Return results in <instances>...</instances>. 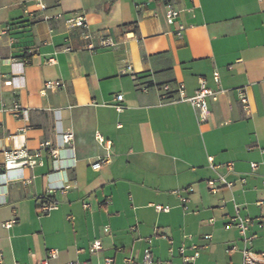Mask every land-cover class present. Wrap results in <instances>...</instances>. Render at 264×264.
I'll return each instance as SVG.
<instances>
[{
    "label": "crops",
    "instance_id": "0c3cea01",
    "mask_svg": "<svg viewBox=\"0 0 264 264\" xmlns=\"http://www.w3.org/2000/svg\"><path fill=\"white\" fill-rule=\"evenodd\" d=\"M169 5L180 11L172 24ZM76 12L87 16L92 40L67 24ZM105 38L115 47L102 49ZM202 80L215 92L207 121L178 92L193 96ZM65 133L74 135L70 145ZM97 134L112 147L99 171L92 163L107 152ZM44 142L60 149L58 158L44 151L36 168L6 161L8 152ZM263 150L264 0H0L3 264H38L50 250L58 257L49 264L140 263L146 249L184 264L182 246L188 256L199 252L193 264H242L245 244L230 225L235 205L253 221L248 248L264 253ZM219 175L233 186L212 194L208 181ZM51 189L59 207L40 216ZM96 240L102 250L94 254Z\"/></svg>",
    "mask_w": 264,
    "mask_h": 264
},
{
    "label": "built area",
    "instance_id": "2783aa9c",
    "mask_svg": "<svg viewBox=\"0 0 264 264\" xmlns=\"http://www.w3.org/2000/svg\"><path fill=\"white\" fill-rule=\"evenodd\" d=\"M180 11L175 9L172 5L168 6V12H167V20L168 23L172 24L175 22V20L179 17ZM66 22L69 26L73 28H78L83 31V37L86 41L92 40L93 36L90 32V25H89V20L87 16L83 13L76 12L72 13L69 15L65 16ZM185 28L180 25L178 31L176 32L177 36H182ZM115 42L110 39V38H105L100 41V47L102 49H110L115 47ZM89 49L95 50V47L92 43L88 45ZM128 71H131L132 68L128 67ZM214 80L217 84H220V75L216 71L214 73ZM60 86V83H48L47 84V89H50L52 87H58ZM164 91L169 92L170 87L168 85L164 86ZM179 94L180 97L183 101H186L190 103L193 107H196L199 109L202 118L204 121L208 120L209 117V109H208V103L207 99L209 97H214L215 92L212 91L210 88H208L205 84V81H201V85L199 89L195 92L193 96H187L185 94V91L183 88L179 89ZM239 97L241 103L244 105L246 110H250V103H249V98L247 95V92L245 89H239ZM124 97L123 95H119L117 97V101H123ZM3 107L7 109L6 104H3ZM116 109L120 112L123 110V107L121 105H116ZM13 112L15 114H20L21 113V107L18 104H15L13 109ZM74 140V135L72 133H65L62 136V141L65 145H70L71 142ZM96 140L98 143L101 145L106 150V155L103 157H100L97 161L92 163V168L95 171H99L104 164H107L111 157H112V147H111V142L107 141L102 135L97 134L96 135ZM47 152L52 158L56 159L59 156L60 149L58 147L53 146L50 142H44L40 145V148L37 151H29V150H21V151H12L8 152L6 154V161H24L26 165L30 168H36L38 166L43 165V160H42V152ZM264 152V150H263ZM252 170L256 171L258 168L257 163H253L252 165ZM228 169V171H233L234 170V163H227L224 165ZM213 168H219V166H213ZM5 170L3 165H0V175L2 172ZM30 183V182H28ZM208 186L209 190L212 194H217L219 191V188L224 186L228 188H232L233 183L229 182L225 176L219 175L217 179L215 180H210L208 181ZM190 192H193V188L189 189ZM56 190L51 189L47 193V199L45 203L40 207L39 209V214L40 216H46L49 215L52 211L58 209V203L53 201L51 197L55 194ZM182 202L185 203L187 202L186 198L182 199ZM109 201H106L105 204H108ZM85 209H88L90 207L89 204H84ZM236 208V215L231 218L230 225L236 227L239 232L240 236L242 238L243 243L245 244V248L242 251L243 254V261L242 264H264V253H255L252 250L248 248V245L252 243V241L255 239V236H251L248 234L250 225L253 223V221L250 218H244L240 216L239 214V208L237 205H235ZM158 211H165L168 209H164L161 206H157ZM17 223V220L14 219L12 221L6 222L3 224V227L5 229H12L13 226ZM262 227H264V221L261 223ZM106 231H109L110 228L108 226L105 227ZM133 231L136 230V228L132 229ZM156 238H163L169 240V237L166 234H162L160 232H156L155 234ZM205 239L209 240L211 239V236H205ZM102 250V243L99 240H96L92 243L90 247L91 253H98ZM180 254L183 258V263L184 264H193L195 260L199 256V252L196 251L193 255H186V248L182 246L180 248ZM58 257V251L57 250H50L48 252L47 258L39 262L38 264H49V261L51 259H56ZM0 264H3L2 261L0 260ZM16 264H21V263H16ZM68 264H90L89 262H80V261H75V262H70ZM105 264H114V259L108 258L105 260ZM125 264H172L171 261H162L159 259H156L154 257V254L150 249H146L143 257L142 262H136L131 258L125 259Z\"/></svg>",
    "mask_w": 264,
    "mask_h": 264
},
{
    "label": "trees",
    "instance_id": "16d2710c",
    "mask_svg": "<svg viewBox=\"0 0 264 264\" xmlns=\"http://www.w3.org/2000/svg\"><path fill=\"white\" fill-rule=\"evenodd\" d=\"M25 23H27V22H25ZM12 26H14V25H11V27H12Z\"/></svg>",
    "mask_w": 264,
    "mask_h": 264
}]
</instances>
